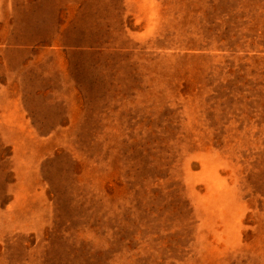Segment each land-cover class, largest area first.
<instances>
[{"label":"rangeland","instance_id":"rangeland-1","mask_svg":"<svg viewBox=\"0 0 264 264\" xmlns=\"http://www.w3.org/2000/svg\"><path fill=\"white\" fill-rule=\"evenodd\" d=\"M0 264H264V0H0Z\"/></svg>","mask_w":264,"mask_h":264}]
</instances>
